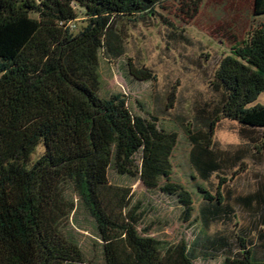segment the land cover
<instances>
[{
  "label": "trees",
  "instance_id": "obj_1",
  "mask_svg": "<svg viewBox=\"0 0 264 264\" xmlns=\"http://www.w3.org/2000/svg\"><path fill=\"white\" fill-rule=\"evenodd\" d=\"M205 4L0 0V264H85L81 247L52 218L59 180L76 174L98 222L108 264H116L115 229L125 231L142 262L163 263L159 240L133 226L136 209L120 223L100 194L114 159L120 173H134L127 166L158 132V117L151 114L148 121L134 113L124 94L102 97L92 85L95 76L90 81L76 73L81 63L91 61L97 69V49L110 62L127 54L121 22L160 18L177 29L195 20ZM79 9L87 23L76 30ZM252 11L255 22L246 37L236 39L218 61L210 82L213 96L195 102L188 121L179 118L192 144L194 170L207 183L199 188L201 228L182 251L186 264L221 255L230 264H264V177L247 192H238L234 184L250 167V146L257 164L264 163V0H253ZM128 67L139 81L157 80L153 68L130 56ZM168 99L169 109L174 92ZM226 122L238 126L242 144L221 146L216 132ZM105 129L117 141L115 157ZM40 144L44 152L33 161Z\"/></svg>",
  "mask_w": 264,
  "mask_h": 264
},
{
  "label": "rangeland",
  "instance_id": "obj_2",
  "mask_svg": "<svg viewBox=\"0 0 264 264\" xmlns=\"http://www.w3.org/2000/svg\"><path fill=\"white\" fill-rule=\"evenodd\" d=\"M252 6L253 0H206L195 20L181 23L177 29H172L160 18L121 22L119 27L124 30L127 48L125 56L110 62L102 49H97V69L93 61L81 63L79 73L73 69L78 76L87 79L94 80L95 76L96 82L89 80L102 97L124 94L134 113L148 121L151 114L158 117V132L147 139L134 165L127 166L134 173H120L114 159L109 183L101 187L100 194L111 216L120 223H127L136 209L133 226L141 235L159 240L162 264H186L183 248L201 228L198 214L203 195L199 188L207 187L191 163L192 144L179 118L188 121L193 104L213 96L210 82L218 61L232 50L236 39L246 37L255 22ZM162 13L167 11L162 10ZM74 23L76 30L87 23L80 9ZM173 30L186 39L172 35ZM129 56L153 68L157 80L135 79L129 72ZM172 92L175 99L173 107L168 109ZM105 131L115 157L117 141L111 132ZM237 131L235 123H222L216 138L224 148L242 144ZM248 149L250 167L234 180L238 192L250 191L264 177V163L257 164L254 150L251 146ZM43 152L44 145L40 144L33 161ZM56 191L52 218L57 229L81 247L85 264H108L104 241L84 196L80 175H64ZM112 239L116 264H147L138 258L123 229L113 230ZM194 264L230 263L221 255L198 258Z\"/></svg>",
  "mask_w": 264,
  "mask_h": 264
}]
</instances>
